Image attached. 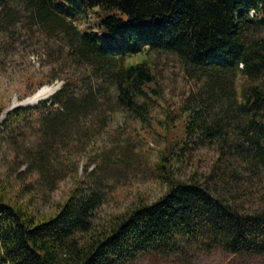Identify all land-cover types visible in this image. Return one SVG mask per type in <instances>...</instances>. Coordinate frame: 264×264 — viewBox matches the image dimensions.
Masks as SVG:
<instances>
[{
  "label": "trees",
  "instance_id": "1",
  "mask_svg": "<svg viewBox=\"0 0 264 264\" xmlns=\"http://www.w3.org/2000/svg\"><path fill=\"white\" fill-rule=\"evenodd\" d=\"M31 33L42 36L32 55L45 80L21 98L63 84L0 125V150L23 183L16 194L0 184V264L264 255V0H0V73ZM164 53L192 84L157 118L168 98L153 61ZM138 123L164 137L153 166L163 190L107 214L142 156ZM202 149L213 154L204 179H181ZM68 177L69 196L35 210Z\"/></svg>",
  "mask_w": 264,
  "mask_h": 264
},
{
  "label": "rangeland",
  "instance_id": "2",
  "mask_svg": "<svg viewBox=\"0 0 264 264\" xmlns=\"http://www.w3.org/2000/svg\"><path fill=\"white\" fill-rule=\"evenodd\" d=\"M78 24L83 26V22H79ZM23 38L24 43L16 45L17 48L13 53V61L7 66L5 72L0 73V107L3 105V109L0 112L1 126L8 110L10 111L18 107L19 103L26 98L21 97L27 91L36 87L39 82L45 80L42 64L36 55H32V51H40L38 42L40 43L42 36L38 33H31L25 35ZM153 65L158 72L159 81L163 84L166 97L168 98V101L164 99L159 100L160 108L156 110L155 114L157 118H161V112L168 105H170V108H177L179 100L184 97L183 95L189 89L192 81L186 77L180 59L175 54L164 53L159 55L153 61ZM31 76H33L32 79ZM28 77L30 78L28 79ZM62 82L58 80L53 84L44 85L54 88ZM237 82L239 88H241L246 83V79L242 74H239ZM38 102L31 104L24 103L26 104L24 106L36 105ZM14 104L16 105L14 106ZM184 120L182 119L177 122L176 126L172 129L171 138L181 134ZM124 126L125 129H128L129 133L133 134V128L130 125L125 124ZM135 130L133 131L136 134L138 133L136 139H142L144 150L141 157H136L133 169L127 170L132 180L123 182L124 194H115L111 203L105 207L107 214L121 212L127 205L137 203L140 200L150 201L163 190V186L154 178L153 172L155 169L153 166L158 150L164 146V137L157 133L156 130L159 131V128L155 130L153 126L151 127L144 123L136 124ZM7 156L8 154L5 151L0 150V184L8 181L10 193L16 194L19 186L23 183L17 175L16 168H13L15 166L10 167V161L7 159ZM212 157L213 154L210 151L206 149L200 150L195 157L196 160L188 161L182 168L179 177L186 180H203L204 173L211 168ZM23 169L24 167H21L19 172ZM82 172L83 169L81 170ZM73 186L74 181L72 178L68 177L64 179L50 196L44 198L45 200L40 199L36 201L35 210L53 212L59 202L69 196ZM123 264H264V255L229 253L217 249L211 253L200 254L195 258L182 260L175 256H163L155 252H146L139 254L133 259L126 260Z\"/></svg>",
  "mask_w": 264,
  "mask_h": 264
},
{
  "label": "bare ground",
  "instance_id": "3",
  "mask_svg": "<svg viewBox=\"0 0 264 264\" xmlns=\"http://www.w3.org/2000/svg\"><path fill=\"white\" fill-rule=\"evenodd\" d=\"M54 88H58V86H55ZM52 87H49V86H45L43 87L42 89H39L38 92L35 93V95H33L31 98H29L28 100H26L25 102L23 103H19V104H23V105H26L24 103H27V104H31V103H36L38 102L39 100H41L42 98H47L49 96H51V94L56 90ZM16 103V102H15Z\"/></svg>",
  "mask_w": 264,
  "mask_h": 264
},
{
  "label": "water",
  "instance_id": "4",
  "mask_svg": "<svg viewBox=\"0 0 264 264\" xmlns=\"http://www.w3.org/2000/svg\"><path fill=\"white\" fill-rule=\"evenodd\" d=\"M63 84V82L62 83H60V84H58V88L52 93V94H54L60 87H61V85ZM45 86H47V85H44V86H42V87H40L39 89H42L43 87H45ZM39 89H37V91H35L32 95H30V96H28V97H26L25 99H23L20 103H23V102H25L26 100H28L29 98H31L33 95H35V93L36 92H38L39 91ZM51 94V95H52ZM50 97V96H49ZM49 97H47V98H49ZM42 99H45V98H42ZM41 99V100H42ZM16 104H14V106H15ZM18 106H24L23 104H19ZM9 111V110H8Z\"/></svg>",
  "mask_w": 264,
  "mask_h": 264
},
{
  "label": "built area",
  "instance_id": "5",
  "mask_svg": "<svg viewBox=\"0 0 264 264\" xmlns=\"http://www.w3.org/2000/svg\"><path fill=\"white\" fill-rule=\"evenodd\" d=\"M251 14H252V15H254V14H255V11H254V10H252V11H251Z\"/></svg>",
  "mask_w": 264,
  "mask_h": 264
}]
</instances>
